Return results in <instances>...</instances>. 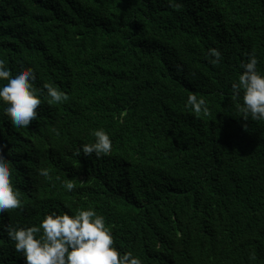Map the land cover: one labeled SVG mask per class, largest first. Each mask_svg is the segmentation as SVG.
I'll list each match as a JSON object with an SVG mask.
<instances>
[{
	"label": "trees",
	"instance_id": "1",
	"mask_svg": "<svg viewBox=\"0 0 264 264\" xmlns=\"http://www.w3.org/2000/svg\"><path fill=\"white\" fill-rule=\"evenodd\" d=\"M251 54L264 71V0H0V58L32 67L42 100L28 127L0 101L23 201L0 224L91 207L143 264H264V120L231 87ZM45 84L68 100L49 104ZM99 129L111 153L77 155ZM0 264H25L3 228Z\"/></svg>",
	"mask_w": 264,
	"mask_h": 264
},
{
	"label": "clouds",
	"instance_id": "2",
	"mask_svg": "<svg viewBox=\"0 0 264 264\" xmlns=\"http://www.w3.org/2000/svg\"><path fill=\"white\" fill-rule=\"evenodd\" d=\"M210 63L218 64L222 53L211 48L208 52ZM259 60L255 54L241 63V73L231 85L233 94L240 96L242 103L238 106L241 116L247 120H264V71L258 69ZM35 70L21 67L13 72L7 61L0 58V101L6 107L4 113L16 127H28L37 118V109L42 103L34 87ZM49 104H60L68 100V95L45 84ZM187 105L196 114L207 113L205 98L195 94L187 97ZM94 143H85L77 151L84 156L97 158L109 155L112 151L110 135L103 129L95 130ZM4 146L0 145V214L19 209L23 205L19 192L15 189L11 174L12 170L7 158L3 155ZM40 176L49 177L47 168H42ZM59 179V177H57ZM63 188L72 191L76 185L68 180ZM0 228L14 242L17 253H21L25 264H143V261L131 251H120L115 246L110 227L106 226L105 218L93 208L81 209L76 213L53 211L44 216L38 226L2 225Z\"/></svg>",
	"mask_w": 264,
	"mask_h": 264
}]
</instances>
